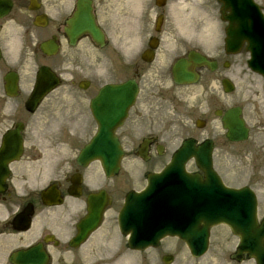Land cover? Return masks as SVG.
<instances>
[{
  "label": "flooded vegetation",
  "instance_id": "af4514ba",
  "mask_svg": "<svg viewBox=\"0 0 264 264\" xmlns=\"http://www.w3.org/2000/svg\"><path fill=\"white\" fill-rule=\"evenodd\" d=\"M254 1L264 13V0ZM79 2L78 22L86 24L91 18L100 34L98 41L88 32L74 38L67 33ZM191 10L192 0H0V264H15L17 259L11 257L17 252L31 263L43 255V264L190 263L185 243L176 236L133 248L117 224L127 192L142 190L145 172L158 171L167 163L162 158L171 151L177 132L173 91L193 85L174 81L178 60L184 59L198 75L202 121L203 72L209 70L189 59L190 51L215 60L220 82L229 78L235 91L243 84L249 87L254 100L251 115L240 107L250 133L259 129L250 142L264 149V77L246 66L243 47L228 54L222 43L214 47L216 56L211 57L202 40L181 34L180 29L193 22ZM224 32L222 23V40ZM47 42L55 45V53L41 47ZM85 60L92 77L82 88L81 78L74 80L84 71ZM41 65H50L61 83L33 102L30 96ZM103 74L116 76L109 82L133 79L137 84L134 103L116 134L126 142V152H144L145 169L108 178L97 163L48 165L44 155L49 140L54 144L65 134L88 140L94 135L97 125L91 104L109 83L99 82ZM66 79L71 81L64 83ZM58 95L74 107L68 111L69 120H73L71 113L81 117L77 127L64 130L63 121L49 123V101H57ZM182 130L195 138L201 134L193 126ZM47 201L57 203L47 205ZM237 226L242 236L224 224L211 229L207 251H212L209 257V251L203 254V264H264V237L255 242L256 226H264V205L257 203L253 225L246 219ZM256 243L261 251L257 252Z\"/></svg>",
  "mask_w": 264,
  "mask_h": 264
},
{
  "label": "water",
  "instance_id": "95a60500",
  "mask_svg": "<svg viewBox=\"0 0 264 264\" xmlns=\"http://www.w3.org/2000/svg\"><path fill=\"white\" fill-rule=\"evenodd\" d=\"M223 2L221 13L223 19L229 22L227 26L226 44L233 46V50L244 41L247 42L246 49L251 52L249 65L264 75V20L253 5L251 0H220ZM225 11L229 14L224 15ZM92 34L96 33L92 23L87 27ZM203 64L213 67V64L205 58L199 59ZM174 72L176 80H181L182 74L178 72V68ZM181 70V69H180ZM43 75L44 73L41 72ZM51 78L48 81V89L57 84V78L48 74ZM185 78L182 81H192L190 74L185 73ZM188 77V78H187ZM187 78V80H186ZM40 74L38 76V84L40 85ZM130 84V82H127ZM128 84L111 86L108 90L120 91L117 97L110 99V107L115 109V105L121 107L118 113L115 114L113 121H105L103 117L98 120L97 134L87 143L80 151L77 161L86 163L97 159L101 162L107 175L115 174L118 170L119 161L122 157V150L119 141L113 134L116 125L121 123L124 117V110L130 100L134 98L125 97L124 93L127 90ZM38 87L37 91L44 92ZM228 91V88H226ZM135 94V89L133 95ZM108 97V94H107ZM224 126L228 129L226 136L230 140H241L246 137V128L243 126L242 120L239 118V109L234 108L227 110L223 116ZM211 143L205 142L199 148L195 149L192 142H186L175 158V164L181 165L190 155L194 156L196 163L204 170L205 177L201 181L200 177L191 176L178 172L175 168L164 173L161 176H150L148 178V186L140 195L130 194L126 198V203L120 213V224L122 227L136 226L137 221L141 222L144 230L151 233L156 227H165V232L179 235L186 240L194 255H199L203 252L205 246V237L207 236L209 225L216 222H225L235 231L234 218L229 213L235 210L234 203L237 202L236 195L239 191L226 190L221 187L219 179L211 169ZM177 184L181 181V186L186 183L188 187H192L187 194L180 192L181 188ZM206 182V183H204ZM173 189L174 194L169 189ZM217 194L219 196L226 195L223 199V204L212 200L208 193ZM251 213L254 208V198L250 197ZM223 205H230L224 208ZM192 211L189 217L191 223L186 232L182 227L184 211L187 209ZM227 211H230L227 214ZM188 219V220H189ZM173 226L175 229H173ZM172 227V228H170ZM190 228V229H189ZM155 232L152 237H158L163 234ZM136 235V232L134 233ZM264 235V231L256 232V238L260 239Z\"/></svg>",
  "mask_w": 264,
  "mask_h": 264
},
{
  "label": "rangeland",
  "instance_id": "374dc122",
  "mask_svg": "<svg viewBox=\"0 0 264 264\" xmlns=\"http://www.w3.org/2000/svg\"><path fill=\"white\" fill-rule=\"evenodd\" d=\"M203 13H205L204 16ZM191 14L193 23L191 26L186 27V33H196L201 36H203L204 34V37L207 40V46L205 47V50L208 54L213 55L214 49L211 48L210 45L215 42H219L217 40L218 36H216L217 25L215 21L218 18L216 3L214 2V0H201L200 4H196L195 1L192 0ZM84 68L86 71L87 69H89V65L86 61L84 62ZM82 75L88 76L87 73H84ZM219 77L220 75L218 71H206L203 74V118L206 121V124L203 127V138L211 137L215 142L213 163L215 169L220 174L224 182L229 185H239L245 182L252 183L253 187L257 189V194L260 201H262L264 204V150L261 149V146L254 145L252 146V148H250V156L245 155L244 157H240L241 155L238 151H241L239 150V148L242 147L241 145H230L224 143V137L222 135L223 131L221 129L220 122L213 114V111L218 108L223 102H226L227 104H232V102L228 100V97L224 101L220 100L218 96L219 87L217 80V78ZM115 78V75H106L105 77H99V82L113 80ZM65 83H68V80H65ZM201 87V84L198 83L187 88H177L175 90L178 99L176 102L177 112L175 116V125L177 128L188 125L190 123V119L193 116H196L195 107L200 104V94L202 90ZM245 87L247 86L243 84L240 88V92H243ZM245 94L249 95L250 92L245 91ZM59 98L61 97L58 95L56 98L57 101H49V123L60 120L61 118L69 120L68 117L62 114H68L69 109H71L72 111L74 110L73 106L61 101ZM246 101L248 102L246 103V112L249 113V109L251 107L250 104L253 101L251 99ZM71 118L76 125H80L81 117L79 115L71 113ZM254 131H257V129H254ZM255 135V133L252 134V136ZM181 136L182 135L179 134L176 137V143H178ZM54 141L56 145L52 146L49 149L47 153V161L49 163L55 161H60L62 163L73 162V158L76 155L78 147L75 149V147L72 146L73 143H71V146H69L65 141V143L60 145V147L63 146L65 150L61 151V149H58L57 146L60 143V140ZM78 141L79 143H83L86 141V137L81 136L78 138ZM253 152L254 156L252 155ZM122 162V168L126 170H129L128 168H137L138 170L145 168L144 164L134 158V156H132L131 154H127ZM128 164H133L134 167H127ZM191 263L203 264V258L197 260L193 259Z\"/></svg>",
  "mask_w": 264,
  "mask_h": 264
},
{
  "label": "bare ground",
  "instance_id": "6f19581e",
  "mask_svg": "<svg viewBox=\"0 0 264 264\" xmlns=\"http://www.w3.org/2000/svg\"><path fill=\"white\" fill-rule=\"evenodd\" d=\"M205 13H203V16H204Z\"/></svg>",
  "mask_w": 264,
  "mask_h": 264
}]
</instances>
